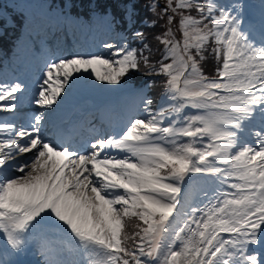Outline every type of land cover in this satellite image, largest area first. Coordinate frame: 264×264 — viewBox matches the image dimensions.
I'll use <instances>...</instances> for the list:
<instances>
[{
    "label": "snow or ice",
    "instance_id": "snow-or-ice-1",
    "mask_svg": "<svg viewBox=\"0 0 264 264\" xmlns=\"http://www.w3.org/2000/svg\"><path fill=\"white\" fill-rule=\"evenodd\" d=\"M242 7L153 0V23L165 21L156 65L126 44H105L110 58L47 65L35 99L44 108L76 74L119 85L142 68L165 77L162 103L153 110L142 97L143 118L85 153L45 141L43 114L30 127L0 122V237L9 250H25L46 225L53 239L41 244L43 254H59L62 234L86 257L46 264H264L253 247L264 244V15L257 41L253 25L243 27ZM206 51L217 61L211 78L200 65ZM23 91L20 83L0 84V112H15ZM22 154L30 156L21 162ZM197 176L214 187L193 204L181 193Z\"/></svg>",
    "mask_w": 264,
    "mask_h": 264
},
{
    "label": "rangeland",
    "instance_id": "rangeland-1",
    "mask_svg": "<svg viewBox=\"0 0 264 264\" xmlns=\"http://www.w3.org/2000/svg\"><path fill=\"white\" fill-rule=\"evenodd\" d=\"M18 3H19V5H18ZM233 3H234V1L231 2L230 0H224L222 2V4H224L225 6H227L228 4H233ZM4 4H6L9 8H13V9H16V8L20 9V8H23L25 6V8L28 10V13H27L28 15H32V13H30V10H32L34 8L33 0H7V1L5 0ZM242 6L243 7L241 9V20H242L243 27L245 28V30H247L250 25H253V35L255 36V32L260 33V26H258L259 20L257 17V13L261 12L260 4L254 2L253 0H245L244 4ZM245 13L250 14L251 17L253 18L251 23L245 22V20H244V14ZM164 27H165V25H164ZM176 27H177L176 23L173 24V28L175 29ZM128 29L129 28H124L123 30H121V32L119 34H117V32H115V30H114V26L112 25L111 31L113 32L112 35L114 37L112 38V40L110 42H108V44H112L114 47L124 46L125 44L130 46L129 36H128L129 34L127 33ZM24 37H27V35H24ZM177 38H179V32H177ZM256 39H257V41L259 40V38H256ZM136 49L143 51L142 49H139V48H136ZM104 54H106V55H102V56L105 58L111 57V51L110 50L106 51V53H104ZM204 55H205V59L200 61V65H201L202 70L208 71L209 69H211L210 67L207 68L208 64H211V66L213 68L214 67L216 68L217 67V61H216V59H214L215 57L210 53V51H206L204 53ZM213 60H215V61H213ZM49 63H52V62H47L45 68L47 67V65ZM7 65L8 64H5L3 66H7ZM3 73H5V69L3 67H0V84L17 83L16 79H13V80H11V82L7 83V80H4L3 78H1V75H3ZM152 75L153 74H147L146 70H144L142 68L140 71H133V72L129 73V75L127 77L122 79L121 84L110 85V84H107L106 82L97 81V80H95L94 76L89 77L88 74L85 73L81 77V83L84 84L85 87L82 85H80V87L85 89L87 92L93 93V94H94V88L95 87L99 90H103L104 93L110 94L111 97L113 96L115 98V104L113 106L116 107L118 110H121L122 107L124 109H126V108L128 109L130 107L132 101H131V99H128V98H137V100L135 101V102H137L138 100L141 99V96H144V98H147V99H151L153 101V103L151 105L152 109L157 110L159 108L160 104L162 103L161 97H159V99L156 101L150 95L146 96L145 91L141 88H139V89H127V88H125V87H127V84L133 82V80H142V78H146L145 81L148 83L149 81L156 79V77H154ZM161 77H163V76H161ZM42 83H40V84H42ZM107 94H105V95H107ZM17 95L21 96L19 93H17ZM105 95H101L100 97H104ZM27 99H30V97H27V96H26V98L23 97L18 102V107L20 105H23L27 101ZM3 103L4 102H0V105H2ZM58 104H61L60 99L57 100V103L54 104L52 106V108H44L43 107L42 109H39V108L35 107L34 115L43 114V116H44L45 122L43 123L42 128L48 126L46 124V119L48 117L49 109L53 110L55 108L54 106L58 105ZM141 104L142 105H141L139 118H143L145 115L144 105L142 102H141ZM186 112H188L189 114H192V113H194V110H186ZM45 114H46V116H45ZM14 119H15V115L12 112L11 113L0 112V122L7 121V122L14 123V124L19 126L20 125L19 122L16 121V123H15ZM0 138H3V137L0 136ZM185 140H187V138H185ZM22 155L27 156L28 154H22ZM28 156H30V155H28ZM23 160L24 159H21L20 161L23 162ZM17 174H19V173H17ZM198 179H202V181H198ZM192 183L194 184V186L191 188L186 187L189 185V183L184 184L186 186H184V185L182 186L181 195L182 196L188 195L189 196V202L193 203V204L199 203L201 201H205V197H204V193H203L202 189L210 192L211 189L214 187V185H212L210 183L209 184L205 183L204 178L199 177V176H197L194 179V181H192ZM192 183H190V184H192ZM181 203H183V200L181 201ZM33 232H34V237L29 238L28 245L25 248V250H23L21 252H17L21 261L22 262L24 261L25 264H29V261L31 258V256H30L31 251L34 250L36 252V254H39L40 251L42 252L41 244L45 240H52L53 239V233L48 230V226H46V225L38 226ZM68 238L69 237L67 235L56 234L55 239H56L58 245H60L62 248V252H59V255H63L65 258H68L69 261L82 262L84 255H82L78 250H75L74 243L70 242ZM255 248L258 250H261L260 246H255ZM258 252L263 254L262 251H258ZM12 255H13L12 251L8 249L3 238L0 237V264H13L14 258ZM71 255H73V256L77 255V257L75 259L71 260V259H69ZM38 256H41V255H38ZM45 256L47 257V255H45ZM43 259H44V262L47 261V259L44 256H43Z\"/></svg>",
    "mask_w": 264,
    "mask_h": 264
},
{
    "label": "trees",
    "instance_id": "trees-1",
    "mask_svg": "<svg viewBox=\"0 0 264 264\" xmlns=\"http://www.w3.org/2000/svg\"><path fill=\"white\" fill-rule=\"evenodd\" d=\"M65 0H38V3L41 6L46 5L47 3L56 5V6H62L64 4ZM107 5H96V12L99 16L103 15L107 8L113 9V14L116 19H119L121 22L125 23L126 26L130 21L134 20V32H142L144 34V38L142 40L141 45L138 46L139 49H142L146 55L150 53V60L153 65H156L157 61L161 59L162 52H163V45L160 44L156 37L161 35L164 31V25L165 21L160 20L157 23H153L154 20H156L155 13L150 9V4L153 2V0H104ZM122 1L126 5H124V9L118 8L117 5L123 4ZM127 1L129 4H127ZM72 5H75L76 7L81 6L80 8L84 11H89L90 8L94 9L93 4L91 3V0H70ZM1 5V3H0ZM117 8V9H116ZM129 8V9H128ZM95 10V9H94ZM159 11V9H157ZM130 12L129 14H126ZM195 15V13L193 12ZM12 19L14 22L18 20L17 14H13ZM166 19V18H165ZM177 20L179 17L176 18ZM0 21L4 23V25L10 24L9 19L5 15H0ZM175 24V21L174 23ZM8 30H15L14 27H9V29H6V35H10L8 33ZM132 32V31H131ZM147 45L148 48L145 49L144 45ZM215 59V58H214ZM215 61V60H213ZM211 68L208 71H203L205 75L207 76H214L216 68L212 67L211 64L207 65V68ZM145 70V69H144ZM152 76L156 77V79H153L152 81H149L147 84L149 85L148 92H154L155 89H158L159 93L163 94L164 87H165V77H161V75H155ZM155 80V81H154ZM133 84H137V80ZM131 231V227L129 228Z\"/></svg>",
    "mask_w": 264,
    "mask_h": 264
},
{
    "label": "bare ground",
    "instance_id": "bare-ground-1",
    "mask_svg": "<svg viewBox=\"0 0 264 264\" xmlns=\"http://www.w3.org/2000/svg\"><path fill=\"white\" fill-rule=\"evenodd\" d=\"M263 250H264V244H263Z\"/></svg>",
    "mask_w": 264,
    "mask_h": 264
}]
</instances>
